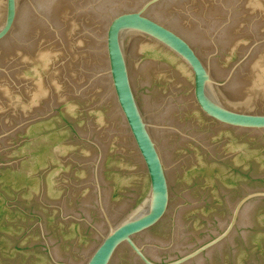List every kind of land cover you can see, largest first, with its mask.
<instances>
[{"label": "water", "instance_id": "water-1", "mask_svg": "<svg viewBox=\"0 0 264 264\" xmlns=\"http://www.w3.org/2000/svg\"><path fill=\"white\" fill-rule=\"evenodd\" d=\"M0 264H264V0H0Z\"/></svg>", "mask_w": 264, "mask_h": 264}]
</instances>
